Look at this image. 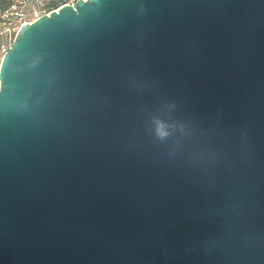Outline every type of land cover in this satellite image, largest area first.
<instances>
[{"label":"water","instance_id":"obj_1","mask_svg":"<svg viewBox=\"0 0 264 264\" xmlns=\"http://www.w3.org/2000/svg\"><path fill=\"white\" fill-rule=\"evenodd\" d=\"M0 264H264V0H80L0 64Z\"/></svg>","mask_w":264,"mask_h":264},{"label":"built area","instance_id":"obj_2","mask_svg":"<svg viewBox=\"0 0 264 264\" xmlns=\"http://www.w3.org/2000/svg\"><path fill=\"white\" fill-rule=\"evenodd\" d=\"M78 1L80 0H0V64L23 25L58 12L64 6H73Z\"/></svg>","mask_w":264,"mask_h":264}]
</instances>
